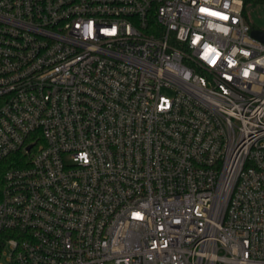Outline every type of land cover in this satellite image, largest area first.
Returning <instances> with one entry per match:
<instances>
[{"label": "built area", "instance_id": "2783aa9c", "mask_svg": "<svg viewBox=\"0 0 264 264\" xmlns=\"http://www.w3.org/2000/svg\"><path fill=\"white\" fill-rule=\"evenodd\" d=\"M264 0H0V264H264Z\"/></svg>", "mask_w": 264, "mask_h": 264}, {"label": "rangeland", "instance_id": "374dc122", "mask_svg": "<svg viewBox=\"0 0 264 264\" xmlns=\"http://www.w3.org/2000/svg\"><path fill=\"white\" fill-rule=\"evenodd\" d=\"M247 13L255 26L264 29V2H255L249 5Z\"/></svg>", "mask_w": 264, "mask_h": 264}, {"label": "trees", "instance_id": "16d2710c", "mask_svg": "<svg viewBox=\"0 0 264 264\" xmlns=\"http://www.w3.org/2000/svg\"><path fill=\"white\" fill-rule=\"evenodd\" d=\"M14 158L15 156H9L0 162V194H1L2 187H3L4 174L6 170L9 169L13 165L11 161ZM5 241H6L5 235L3 233H0V250L3 247Z\"/></svg>", "mask_w": 264, "mask_h": 264}, {"label": "water", "instance_id": "95a60500", "mask_svg": "<svg viewBox=\"0 0 264 264\" xmlns=\"http://www.w3.org/2000/svg\"><path fill=\"white\" fill-rule=\"evenodd\" d=\"M251 33L254 37H256V38H258L264 42V31L263 30H259V29L254 28Z\"/></svg>", "mask_w": 264, "mask_h": 264}]
</instances>
